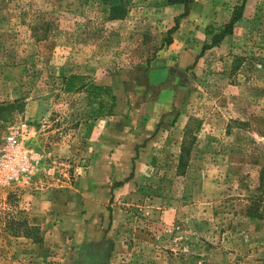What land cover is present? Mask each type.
I'll list each match as a JSON object with an SVG mask.
<instances>
[{"label":"rangeland","instance_id":"374dc122","mask_svg":"<svg viewBox=\"0 0 264 264\" xmlns=\"http://www.w3.org/2000/svg\"><path fill=\"white\" fill-rule=\"evenodd\" d=\"M246 1L232 34L201 56L243 0L189 6L204 41L179 73L163 57L175 25L164 0H0V147L25 121L39 160L30 186L0 191V264L84 261L67 217L94 123L113 92L135 111L155 90L144 78L162 67L173 107L109 209L106 264H264V0ZM34 215L47 220V241Z\"/></svg>","mask_w":264,"mask_h":264},{"label":"crops","instance_id":"0c3cea01","mask_svg":"<svg viewBox=\"0 0 264 264\" xmlns=\"http://www.w3.org/2000/svg\"><path fill=\"white\" fill-rule=\"evenodd\" d=\"M195 3L196 0L193 4ZM246 3L249 4L248 0ZM165 11L168 19L175 20L184 12V7L181 5L166 6ZM191 17L192 10L178 19V27L171 36L172 40L168 45V50L163 53V57L170 55L176 58L171 65H177V68H173L179 73L194 62L193 57L197 55L198 45L201 47L204 41V38L200 39L198 36L201 34L199 29L194 30L188 26L192 23ZM157 70L161 71L159 78L152 79V72L144 78L145 89H150L148 85L155 87L153 94L143 99L135 111H133L132 104L124 101L122 92H113L112 95L116 96V102L112 111L94 123L97 134L92 141L89 172L85 177L79 178L80 192L77 191V195L80 205L77 207V212L73 211V216L67 217L69 231L77 236L76 245L82 251L78 252L84 260L80 264H106L102 252L105 251L108 255L114 254L115 234L112 229L107 232L111 228L109 209H114L116 194L121 195L123 188L126 190L131 186L130 182L136 173L138 164L142 166L141 163L144 162L142 157L145 155L144 152L143 154L140 152L142 146H147L158 125L170 117L175 92L167 83L169 77L166 67ZM135 91V99H137L143 90ZM111 201L114 202L111 203ZM33 223L40 227L42 232H47L45 225L47 220L44 216L41 218L36 216ZM52 231L55 235L54 241H60L63 232L59 226L52 227ZM44 238L47 241V233Z\"/></svg>","mask_w":264,"mask_h":264},{"label":"built area","instance_id":"2783aa9c","mask_svg":"<svg viewBox=\"0 0 264 264\" xmlns=\"http://www.w3.org/2000/svg\"><path fill=\"white\" fill-rule=\"evenodd\" d=\"M28 124L23 121L8 128L0 147V191L24 189L32 183L38 157L30 144Z\"/></svg>","mask_w":264,"mask_h":264},{"label":"trees","instance_id":"16d2710c","mask_svg":"<svg viewBox=\"0 0 264 264\" xmlns=\"http://www.w3.org/2000/svg\"><path fill=\"white\" fill-rule=\"evenodd\" d=\"M195 0H164L165 5L172 6V5H181L184 7V12L178 16L174 22L175 25L172 27L168 34L171 35L173 32L177 29V21L178 19L186 16L188 14L189 6L194 2ZM245 0H243L242 4L238 7L237 12L233 13L232 18L227 22L225 25H223L220 30H218V34L214 35L213 40L209 44H204L201 48L200 55L201 56L206 50L216 46L221 40H223L226 36H229L232 34L233 26L235 23H237L242 18V13L244 9ZM171 39L168 38V41L166 44H170Z\"/></svg>","mask_w":264,"mask_h":264}]
</instances>
